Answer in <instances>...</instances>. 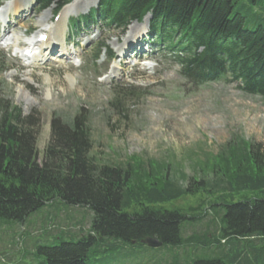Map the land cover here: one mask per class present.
I'll use <instances>...</instances> for the list:
<instances>
[{
  "label": "trees",
  "instance_id": "1",
  "mask_svg": "<svg viewBox=\"0 0 264 264\" xmlns=\"http://www.w3.org/2000/svg\"><path fill=\"white\" fill-rule=\"evenodd\" d=\"M67 1L36 3L43 9ZM92 14L117 30L150 14V31L180 53L176 60L188 82L198 86L228 75L242 92L264 102V0H99ZM38 127V119L0 97V226L25 224L47 207L62 208L69 220L71 208L91 213L86 231L79 221L75 226L55 222L54 211L39 213L42 228L56 225L58 232L50 243L30 245L39 264H87L91 253L145 247L140 242L145 237L158 239L161 247L191 246L187 264H264V153L259 144L238 138L213 162L220 165L219 175L208 179L202 174L183 183V175L158 178L142 161L98 164L91 155L88 121L79 114L68 122L52 118L39 162ZM194 193L212 195L205 208L162 206ZM207 217L206 224L216 220V232L192 231L184 238L183 227ZM74 235V240L61 239Z\"/></svg>",
  "mask_w": 264,
  "mask_h": 264
},
{
  "label": "rangeland",
  "instance_id": "2",
  "mask_svg": "<svg viewBox=\"0 0 264 264\" xmlns=\"http://www.w3.org/2000/svg\"><path fill=\"white\" fill-rule=\"evenodd\" d=\"M76 1L69 4L67 17L77 11L73 8ZM77 6V13L71 17L86 14L97 6V0H78ZM50 12L51 8L38 12L29 5L21 12L22 16L9 15L10 22L5 30L15 32L4 34L2 44L5 37L19 33L18 42L23 49L27 37L49 24ZM130 25L124 30H107L98 23L76 27L74 22L65 20L62 31L67 55L57 58L58 52H54L48 55L49 60L33 67H28L20 50L16 55L15 51L0 45V97L20 107L24 116L32 115L38 119L36 148L39 162L49 142L52 118L68 122L78 114L88 121L91 155L98 164L125 166L142 161L146 171L158 172V178L165 174L183 175L182 180L186 179L183 183L189 177L197 180L202 174L205 178H214L221 172L220 165L213 162L227 144L240 137L259 144L264 153V102L261 98L238 90L235 83L224 79L190 87L178 76V66L165 57L166 50L154 44L152 37L143 38L140 55V60L148 57L150 61L141 63L135 57L137 50H126L128 59L118 56V64L122 65L115 77L107 73L102 53L97 61H93L94 47L104 44L116 54L117 44L129 46L134 40L138 41L137 34L138 37L146 34L145 28L139 27L123 42ZM2 30L0 25V38ZM88 38L92 40L88 42ZM68 74L73 76V82H69ZM100 74L105 75L99 81ZM160 166L164 169H159ZM211 197L204 193L188 194L162 206L189 211L199 205L205 208ZM46 209L54 211L50 214L59 224L73 222L72 226H75L78 224L74 221H79L83 230L88 229L90 212L87 209L71 208L72 220L65 217L62 208ZM46 209L37 212L25 224L0 226V259L5 261L0 264H39L41 259L31 253L30 245L50 243V237L58 233L56 225L42 228L39 215ZM209 218L193 227H183L184 238L192 231L202 235L216 232V220L213 219L215 224L205 223ZM70 238L74 240L76 235L61 237L62 240ZM191 249V246H124L102 254L91 253L86 262L168 264L165 260H173L169 264H187L186 257L192 253Z\"/></svg>",
  "mask_w": 264,
  "mask_h": 264
},
{
  "label": "bare ground",
  "instance_id": "3",
  "mask_svg": "<svg viewBox=\"0 0 264 264\" xmlns=\"http://www.w3.org/2000/svg\"><path fill=\"white\" fill-rule=\"evenodd\" d=\"M28 1L29 0H13V1H8L7 3H5L4 7L7 8V7H12L13 11H14V15H18L21 11H23V9L26 8L27 4H28ZM72 3V2H71ZM69 7V4L66 5L65 7L62 8V10L59 12V14L63 13L60 17H59V22L54 24V27L51 29H48L47 31V37L45 39V41H30L28 42L29 46L24 49V52L27 50V49H30V65H38V63H40L43 59L45 58V54H40L39 53L41 52V50L43 48H48L50 43H51V40L56 42L57 44H60V45H64V38H63V31L61 29V27H59V24L60 22L65 19L67 17V11L70 9ZM130 31H129V34L124 38V41H127L130 37H131V34H132V30H136L137 28L139 27H144L145 26V22L142 24H138V23H132L130 25ZM135 28V29H134ZM7 35V34H6ZM38 36V35H37ZM36 36V37H37ZM18 38H19V33H14L12 36H8L7 38L5 37V41L3 42V44H7V43H13L14 45L17 46V41H18ZM44 49V51L46 50ZM63 49V48H62ZM125 47L122 46V50H124ZM121 58H124L126 59L127 56H128V53L126 50L123 51V53L121 54ZM118 64V63H117ZM67 78L69 80V82H73L74 81V78L72 75L68 74L67 75Z\"/></svg>",
  "mask_w": 264,
  "mask_h": 264
},
{
  "label": "water",
  "instance_id": "4",
  "mask_svg": "<svg viewBox=\"0 0 264 264\" xmlns=\"http://www.w3.org/2000/svg\"><path fill=\"white\" fill-rule=\"evenodd\" d=\"M140 242L148 247H159L162 245V242L153 237H145Z\"/></svg>",
  "mask_w": 264,
  "mask_h": 264
}]
</instances>
